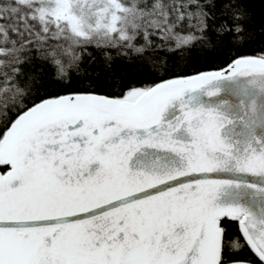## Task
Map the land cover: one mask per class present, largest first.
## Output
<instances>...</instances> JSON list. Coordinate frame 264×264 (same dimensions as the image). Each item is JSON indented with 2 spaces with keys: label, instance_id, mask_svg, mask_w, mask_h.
Segmentation results:
<instances>
[{
  "label": "snow or ice",
  "instance_id": "6c2138e0",
  "mask_svg": "<svg viewBox=\"0 0 264 264\" xmlns=\"http://www.w3.org/2000/svg\"><path fill=\"white\" fill-rule=\"evenodd\" d=\"M253 2L0 0V264H264ZM92 67L118 95L59 92Z\"/></svg>",
  "mask_w": 264,
  "mask_h": 264
},
{
  "label": "trees",
  "instance_id": "16d2710c",
  "mask_svg": "<svg viewBox=\"0 0 264 264\" xmlns=\"http://www.w3.org/2000/svg\"><path fill=\"white\" fill-rule=\"evenodd\" d=\"M249 7L254 11L256 16L257 24L261 21H264V6H262L258 0H254L253 3H250ZM259 44L253 45L251 48L241 52V55H255L259 51ZM89 51L92 55L97 57V61L101 59V54L95 48H90ZM114 55V53H113ZM227 64L226 58L221 55L217 61L211 65L207 63H201L198 60H193L191 64L187 67L184 74H192L194 71H210L218 70L225 67ZM83 67L88 68V64L85 62ZM113 69L116 76L120 77L123 80L124 85H134L138 87H146L153 83L159 82V77H152L146 71L141 70L135 63L124 64L119 58H116L113 61ZM50 71V70H48ZM167 78V77H165ZM95 90L97 93L102 95H118L119 89L113 87V81L109 76L104 72L96 71L95 67L90 68L89 72L86 75L73 77L71 83L68 86H60L58 88L60 93L67 91H92ZM228 235H238L236 226L232 222L227 223Z\"/></svg>",
  "mask_w": 264,
  "mask_h": 264
},
{
  "label": "water",
  "instance_id": "95a60500",
  "mask_svg": "<svg viewBox=\"0 0 264 264\" xmlns=\"http://www.w3.org/2000/svg\"><path fill=\"white\" fill-rule=\"evenodd\" d=\"M218 70H220V69H218ZM210 71H217V70H210Z\"/></svg>",
  "mask_w": 264,
  "mask_h": 264
}]
</instances>
